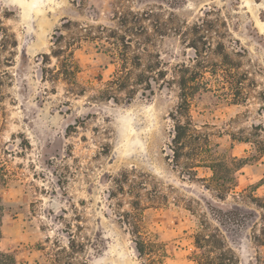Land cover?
Masks as SVG:
<instances>
[{
    "label": "rangeland",
    "instance_id": "rangeland-1",
    "mask_svg": "<svg viewBox=\"0 0 264 264\" xmlns=\"http://www.w3.org/2000/svg\"><path fill=\"white\" fill-rule=\"evenodd\" d=\"M130 11L149 32L127 33L142 69L155 58L141 47L168 68L191 64L195 50L183 32L210 20L221 33L210 32L212 43L222 41L243 72V92L208 72L197 90L184 116L207 140L195 167L187 157L176 162L172 150L178 74L145 95L132 81L134 91L116 90L115 99L102 91L119 60L93 41L75 49L76 89L44 72L57 63L46 54L64 19L121 30L119 16ZM0 26L11 35L3 47L0 31V160L8 173L0 221L8 256L0 264H144L120 220L136 199L133 182H141L146 230L166 251L159 264H197L194 235L217 226V208L239 212V225L222 230L240 264H264L256 239L264 211L254 202L264 200V0H0ZM115 178L125 179L124 192Z\"/></svg>",
    "mask_w": 264,
    "mask_h": 264
},
{
    "label": "trees",
    "instance_id": "trees-1",
    "mask_svg": "<svg viewBox=\"0 0 264 264\" xmlns=\"http://www.w3.org/2000/svg\"><path fill=\"white\" fill-rule=\"evenodd\" d=\"M140 19V16L132 11L126 15L119 16L121 30L105 25H99L94 30L92 26H82L77 21H72L68 18L64 19L65 21L62 26L56 29L53 34V44L55 47L51 50L50 56L46 54L47 63H51V57H55L57 63L52 68H44V72L47 74L49 80L55 81L60 78L70 85L69 90L76 89V86H78L77 74L79 72V65L75 57V49L81 47L84 42L93 41L97 47L111 52L119 60L120 66L117 72L107 82L106 89L102 91L107 95L113 94L116 90H128L131 94L134 91V88L131 87L134 86L131 83L132 81L136 84L144 85L142 95H145L147 90L154 93L155 87H158L157 85L164 87L165 84L173 83L178 74L177 81L180 87L181 102L177 110L178 115L172 117L175 121L174 136L171 140L173 145L172 150L176 162H180L183 157H187V159L193 160L192 163L195 167V164L201 161L202 150L207 140L201 133L197 132L192 119L184 116L187 115L191 103L198 92L197 90L206 83L208 72L219 74L223 78H229L227 82L230 84L231 90H237V93L238 91L243 92L244 77H241L243 72H240L238 62L230 55L222 41H218L215 46L212 43L213 37H211L210 32L215 30L216 33H221L215 29L214 22L210 20L201 23L197 22L189 30H186L187 32H183L186 35L191 34L189 43L195 50L191 64L183 62L168 68L166 66L167 63L161 59L159 53L154 54L148 51L147 48L141 47L147 55H153L155 58V61L148 63L149 65L145 69H142V55L139 53L131 55L128 51L133 41L137 40L132 39V36L127 34L131 32L149 37L148 29L144 25H136ZM129 22L135 24L130 26ZM0 31L3 32L4 42L2 46L5 47L10 43L11 35L3 26H0ZM66 32H69V34ZM211 55H218L220 59L214 60ZM209 68L212 69L210 70ZM136 69L138 71H135ZM170 74L173 76L172 79H168ZM111 96L117 99L116 95ZM115 182L124 192L125 188L123 184L125 179L115 178ZM7 184V169L5 164L0 160V221L4 209L1 189L5 188ZM130 186L132 187L131 192L134 193L136 199L131 201V209L124 211L120 215V220L130 228L136 250L139 257L145 260L144 264H159L161 263V258L166 256V251L163 243L146 230L142 221L143 206L140 200L141 193L137 189L141 186V182H133ZM254 202L264 211V200ZM238 213L235 209L225 210L223 208H217L211 212L212 218L217 221V226L208 233L199 230L194 235L196 249L193 259L197 264H240L234 250L229 247L222 230V228L231 224L239 225L237 219ZM261 218L264 224V213ZM201 224L206 229L211 228L210 223L205 220ZM262 228L261 235H256V239L264 242V227ZM7 256V254L0 251V258Z\"/></svg>",
    "mask_w": 264,
    "mask_h": 264
}]
</instances>
